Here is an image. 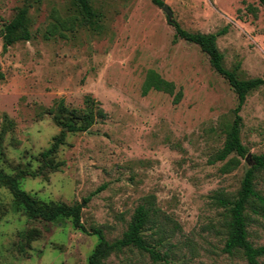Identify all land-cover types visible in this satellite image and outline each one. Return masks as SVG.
<instances>
[{
  "label": "rangeland",
  "instance_id": "obj_1",
  "mask_svg": "<svg viewBox=\"0 0 264 264\" xmlns=\"http://www.w3.org/2000/svg\"><path fill=\"white\" fill-rule=\"evenodd\" d=\"M162 1L171 19L153 0H91L95 18L88 24L76 0H0V170L31 174L20 188L45 203L83 204L87 230L68 218L30 217L0 184V264H89L99 243L93 229L110 241L121 238L150 198L157 216L145 236L160 260L126 248L107 264H248L240 251H224L226 215L217 197H233L251 156L264 154V85L240 113L251 156L225 173L235 155L215 158L237 95L198 45L176 39L171 21L220 34L225 66H239L241 79H264V7L258 0ZM24 7L34 37L4 51L2 29ZM55 17L78 21L66 37L47 40ZM151 69L182 91L178 103L164 92L142 94ZM88 99L105 113L89 130L70 132L56 122L55 115L79 121ZM62 132L52 171L43 167L42 153ZM252 216L249 239L262 246L264 216ZM32 229L39 236L28 242Z\"/></svg>",
  "mask_w": 264,
  "mask_h": 264
},
{
  "label": "trees",
  "instance_id": "obj_2",
  "mask_svg": "<svg viewBox=\"0 0 264 264\" xmlns=\"http://www.w3.org/2000/svg\"><path fill=\"white\" fill-rule=\"evenodd\" d=\"M258 1L264 7V0ZM153 2L160 7L165 5L162 0H153ZM76 4L83 20L88 24L92 23L95 18V12L91 0H76ZM28 14L29 8L19 9L14 18L2 29L4 51H7L16 43L30 41L34 37L28 26ZM77 21V17L66 19L55 17V21L45 30L44 38L49 40L56 35L66 37L67 32L75 29ZM171 23L175 28L176 39H182L198 45L209 57L212 68L228 81L237 95L238 104L233 110V121L227 125L223 148L215 158L216 161H225L231 155H235L229 158L224 165V172H231L240 166V158H246L249 153L241 138L243 118L240 113L248 96L264 85V79H241L237 73L239 66L233 70L225 66L224 55L217 45V39L220 34L194 33L184 29L178 22L171 21ZM152 90L174 96L175 103H178L182 97V91H177L173 82L166 80L153 69L147 72L142 87V94L147 95ZM87 102L88 107L80 114H77L80 122L69 121L65 116L59 117V115H55L56 122L69 128L70 132L89 130L97 117L104 118L105 113L101 108L95 106L93 100L88 99ZM63 133L49 150L42 153L43 167L49 170L55 171L58 169V164L54 163L51 155L57 152L59 145L63 142ZM251 162L237 193L233 197L219 196L217 197V203L225 209L226 215L224 251L229 254L240 251L248 264H261L260 259L264 257V245L256 247L250 241L249 226L254 221L252 215L264 216V154L251 156ZM25 175L31 174L22 170L10 175L0 170V184L9 188L15 197L17 205L22 206L30 217L46 222L68 218L72 220L76 228L87 231L82 222L83 204L45 203L20 188L19 180ZM259 184H262L263 187L259 188ZM156 214L157 210L154 208V201L150 198L147 203L141 204L135 209L127 230L121 238L110 241L101 229H93V234L99 237V243L89 256V264H107V260L112 254L119 253L126 248H136L148 253L154 261L160 260L159 252L145 236L146 228L149 224L155 222ZM38 236L39 232L35 229L28 231L26 234L28 242Z\"/></svg>",
  "mask_w": 264,
  "mask_h": 264
},
{
  "label": "water",
  "instance_id": "obj_3",
  "mask_svg": "<svg viewBox=\"0 0 264 264\" xmlns=\"http://www.w3.org/2000/svg\"><path fill=\"white\" fill-rule=\"evenodd\" d=\"M163 9H164V11L168 14L169 19H171V18H172V15H173L172 10H171L167 5H165V6L163 7ZM250 156H251V155H248L247 160H249Z\"/></svg>",
  "mask_w": 264,
  "mask_h": 264
}]
</instances>
